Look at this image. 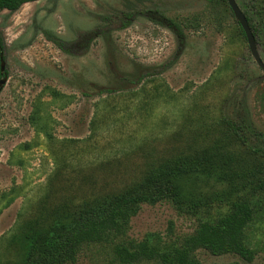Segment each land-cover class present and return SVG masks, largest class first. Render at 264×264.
Listing matches in <instances>:
<instances>
[{
    "label": "rangeland",
    "instance_id": "obj_1",
    "mask_svg": "<svg viewBox=\"0 0 264 264\" xmlns=\"http://www.w3.org/2000/svg\"><path fill=\"white\" fill-rule=\"evenodd\" d=\"M236 1L264 25V0ZM156 12L182 25L181 47ZM126 14L134 17L122 27ZM107 16L116 20L107 23ZM102 29L106 33L89 37ZM0 30V80L7 76L0 93V207L3 193L16 194L0 212L3 260L18 259L8 240L43 202L52 206L119 190L149 164L180 151L208 149L229 166L256 161L223 122L225 116L237 118L245 100L254 127L264 133V71L228 2L36 0L15 12L0 10ZM49 36L62 39L65 48ZM257 45L264 60L263 30ZM148 71L154 76L136 83ZM212 184L202 191H212ZM198 222L170 202L144 204L126 238L156 234L178 243ZM248 234L258 247L251 263L205 249L196 257L202 264H264V215ZM70 264L119 262L111 245L96 244Z\"/></svg>",
    "mask_w": 264,
    "mask_h": 264
},
{
    "label": "trees",
    "instance_id": "obj_2",
    "mask_svg": "<svg viewBox=\"0 0 264 264\" xmlns=\"http://www.w3.org/2000/svg\"><path fill=\"white\" fill-rule=\"evenodd\" d=\"M32 1L36 0H0V10L15 12ZM243 11L258 44L264 25L256 22L255 14ZM133 17L129 14L127 18H120L121 26L128 27ZM116 19L104 17L107 23ZM158 19L175 32L181 47L185 38L182 25L172 18L158 15ZM241 31L245 35L242 27ZM104 33L102 29L101 33L89 31L88 35ZM49 38L65 48L62 39ZM4 50L5 40L0 30V68ZM154 74L145 72L136 83ZM34 121L37 122V118ZM223 122L254 155L255 162L229 166L228 161H221L217 152L208 149L180 151L149 164L137 180L119 190L52 206L43 202L34 215L17 225V231L8 240L9 250L15 251L18 259L0 257V264H70L77 260L85 246L96 244L111 245L119 264H202L196 257L200 249L217 256L235 255L251 263L258 254V247L252 245L248 231L264 215V133L254 127L245 100L241 101L237 118L225 116ZM39 127V131L48 135L45 127ZM251 138L257 139L259 145ZM210 181H213V190L203 192L201 186ZM1 198L6 201L0 212L14 202L16 194L3 193ZM163 201L170 202L180 212L196 216L199 222L195 231L178 243L163 242L156 234H148L141 241L128 240L131 220L142 206Z\"/></svg>",
    "mask_w": 264,
    "mask_h": 264
},
{
    "label": "water",
    "instance_id": "obj_3",
    "mask_svg": "<svg viewBox=\"0 0 264 264\" xmlns=\"http://www.w3.org/2000/svg\"><path fill=\"white\" fill-rule=\"evenodd\" d=\"M227 1H228V4H229L231 10L234 13V16L238 20L239 24L241 25V27L245 33V36L247 38L252 56L254 57L258 66L264 71V60L261 57V54H260L259 49H258L256 37H255V35L251 29V26L249 24V21L245 15V13L243 12V10L241 9V7L239 6V4L237 3L236 0H227ZM0 71L2 74H4V72H5V59H4L3 55L1 57ZM6 82H7V76L5 75L4 78L0 80V93L2 92Z\"/></svg>",
    "mask_w": 264,
    "mask_h": 264
},
{
    "label": "flooded vegetation",
    "instance_id": "obj_4",
    "mask_svg": "<svg viewBox=\"0 0 264 264\" xmlns=\"http://www.w3.org/2000/svg\"><path fill=\"white\" fill-rule=\"evenodd\" d=\"M242 9V8H241ZM243 10V9H242ZM233 12V11H232ZM244 12V11H243ZM245 13V12H244ZM1 72V71H0ZM2 74V73H1Z\"/></svg>",
    "mask_w": 264,
    "mask_h": 264
}]
</instances>
